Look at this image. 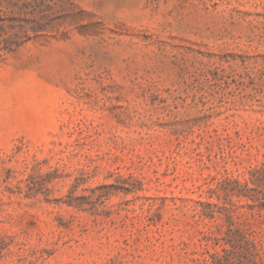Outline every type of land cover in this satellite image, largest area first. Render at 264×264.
Segmentation results:
<instances>
[{
	"label": "rangeland",
	"instance_id": "374dc122",
	"mask_svg": "<svg viewBox=\"0 0 264 264\" xmlns=\"http://www.w3.org/2000/svg\"><path fill=\"white\" fill-rule=\"evenodd\" d=\"M74 4L0 58V264H264V0Z\"/></svg>",
	"mask_w": 264,
	"mask_h": 264
},
{
	"label": "trees",
	"instance_id": "16d2710c",
	"mask_svg": "<svg viewBox=\"0 0 264 264\" xmlns=\"http://www.w3.org/2000/svg\"><path fill=\"white\" fill-rule=\"evenodd\" d=\"M75 10L74 0H0V58L17 52L31 40L52 35L59 30L58 26H77L79 19ZM58 13L65 14L58 18ZM216 190L208 188L211 195ZM198 204L213 212L217 207L200 201ZM223 241L221 253L211 255L212 264H237V257L247 258L249 243L246 240H237L232 233H227Z\"/></svg>",
	"mask_w": 264,
	"mask_h": 264
}]
</instances>
